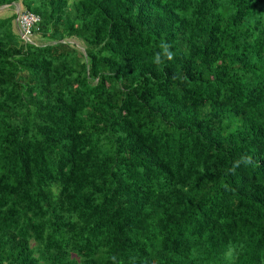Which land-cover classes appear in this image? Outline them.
<instances>
[{
    "label": "trees",
    "instance_id": "16d2710c",
    "mask_svg": "<svg viewBox=\"0 0 264 264\" xmlns=\"http://www.w3.org/2000/svg\"><path fill=\"white\" fill-rule=\"evenodd\" d=\"M2 6L0 264H264V0Z\"/></svg>",
    "mask_w": 264,
    "mask_h": 264
},
{
    "label": "built area",
    "instance_id": "2783aa9c",
    "mask_svg": "<svg viewBox=\"0 0 264 264\" xmlns=\"http://www.w3.org/2000/svg\"><path fill=\"white\" fill-rule=\"evenodd\" d=\"M17 19L21 37L24 39H28L32 34V29L39 21V16L32 12L23 11L21 13H18Z\"/></svg>",
    "mask_w": 264,
    "mask_h": 264
},
{
    "label": "clouds",
    "instance_id": "9594fccd",
    "mask_svg": "<svg viewBox=\"0 0 264 264\" xmlns=\"http://www.w3.org/2000/svg\"><path fill=\"white\" fill-rule=\"evenodd\" d=\"M162 47L164 49V54L166 55L167 59L168 60H171L172 57H173V53H171L170 51H168V47L169 46L166 45V44H163ZM154 62L157 63V64L161 63V58H160V55L159 54L156 56ZM246 162H249L250 163L251 162L250 161V158ZM229 256H231V252H229Z\"/></svg>",
    "mask_w": 264,
    "mask_h": 264
},
{
    "label": "rangeland",
    "instance_id": "374dc122",
    "mask_svg": "<svg viewBox=\"0 0 264 264\" xmlns=\"http://www.w3.org/2000/svg\"><path fill=\"white\" fill-rule=\"evenodd\" d=\"M6 6H2V7H0V14L1 15H5L6 13H9V14H11L12 13V10H14V9H12L11 7H7V8H5ZM19 10H20V8H19V4L18 3H15V11H18V13H19ZM21 12H23V11H21ZM20 12V13H21ZM37 38V36L36 37H34V39H36ZM35 41H37V39L35 40ZM71 41H74V39H72Z\"/></svg>",
    "mask_w": 264,
    "mask_h": 264
},
{
    "label": "water",
    "instance_id": "95a60500",
    "mask_svg": "<svg viewBox=\"0 0 264 264\" xmlns=\"http://www.w3.org/2000/svg\"><path fill=\"white\" fill-rule=\"evenodd\" d=\"M17 15H18V11H17ZM18 21V19L16 18V22Z\"/></svg>",
    "mask_w": 264,
    "mask_h": 264
}]
</instances>
